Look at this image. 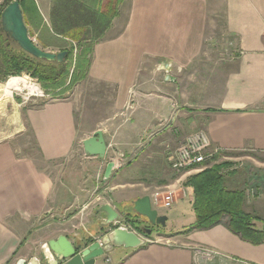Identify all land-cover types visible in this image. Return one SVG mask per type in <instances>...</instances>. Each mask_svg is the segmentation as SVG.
I'll list each match as a JSON object with an SVG mask.
<instances>
[{
    "label": "crops",
    "instance_id": "1",
    "mask_svg": "<svg viewBox=\"0 0 264 264\" xmlns=\"http://www.w3.org/2000/svg\"><path fill=\"white\" fill-rule=\"evenodd\" d=\"M33 1L37 33L56 38L53 0ZM215 31L232 39L238 54L216 55L208 42ZM52 47L44 49L58 53ZM76 88L24 117L19 109L0 113V264L42 259L43 246L60 236L83 249L118 224L128 227L120 205L148 197L162 212L155 191L181 182L169 156L183 132L197 129L221 152L255 155L257 172L246 190L252 195L242 208L264 220V0H123L92 43L86 78ZM96 131L106 144L103 158L83 148ZM27 132L31 147L22 149L19 137ZM109 162L115 168L106 182ZM182 191L187 200L175 195L174 207L191 209L192 188L175 190ZM104 206L118 214L116 226L105 225ZM172 238L105 256L108 264H193L192 249L203 247L219 254L203 264H264V244L233 235L227 217Z\"/></svg>",
    "mask_w": 264,
    "mask_h": 264
},
{
    "label": "rangeland",
    "instance_id": "2",
    "mask_svg": "<svg viewBox=\"0 0 264 264\" xmlns=\"http://www.w3.org/2000/svg\"><path fill=\"white\" fill-rule=\"evenodd\" d=\"M17 1L18 3L21 4L19 6H21L23 20L28 30V36L37 47L41 48V50L46 51V52H50V51H47L44 48H50L51 46H53L52 48H55L54 46H56L57 51L61 50V48H68L71 51L72 55L67 60L64 73H62L61 71L59 72V70L56 71L54 77L51 80L45 79L42 77H33L26 71H24L23 73L19 75H15V77H18V78H25L27 80H30L28 82L30 83L32 82V85L37 86L39 90V93H38L39 95L38 94L30 95L28 91L26 92V90H23L24 92L23 91H13L11 93V96L5 97V93H4L5 83L10 78H12V76L8 75L7 77H5V79L3 80L0 79V96L2 95L0 97V113H4L6 117L12 116L14 109H16V111L17 109L21 110L22 115L24 117L25 112L30 108L39 107L51 101L64 100V99L71 97L73 93L75 92V90L77 89L76 87L82 84V82L85 80V78L83 77H84V72L86 68V63L87 61H89V57H90L89 47H91V42L88 40L82 41V43H78L77 40L72 41L70 39H65V40L62 39V36L56 35L53 32L52 25H51V30L53 34L56 35V38L49 35L47 32L38 34L35 29V25H36L35 21L38 19L39 13H36L35 11L28 9L29 1L31 0H17ZM92 1H94L93 4L95 8H98L100 6V9L103 11L104 10L108 11V14L109 12L111 14L112 11H109L107 8L109 7V9H112L111 6H115L114 2H112L113 0H92ZM10 3H11V0H0V14H2L4 9ZM120 4L116 6L117 12H118V7L120 6ZM0 21H1V15H0ZM0 28H1V24H0ZM1 34L3 36H0V44L4 42H7V46H10L11 44H13V41L11 39L6 38L4 33L0 30V35ZM209 38L210 39L208 42L213 45V50L216 53V55L220 54V58H224V59L228 57L231 58V57H234L236 54H238L235 43L234 41H232V39L227 38L226 36H221L220 34L218 35L216 31ZM72 76L74 80L75 79L77 80V82H70ZM184 115L185 114H183V119L185 116L187 117V115L185 116ZM176 133L179 134L180 132L177 131ZM183 133L184 134L178 140V146L184 141V138L189 134V132L188 133L183 132ZM6 136H8V134H6ZM19 140L20 142L18 145H21V144L25 145L24 146L25 148L31 147L29 145L30 138L28 136V132L25 133L23 136L21 135V138L19 137ZM22 145H21V148L23 149ZM254 158H255V155L249 152H243V153L239 152V153H229V154H227V152H221L218 156L214 157L210 161L205 162L199 167H194L188 171L180 172L179 175H181V182L179 184L176 183L177 184L176 186H173L175 184L174 183L172 186H167L165 188L162 187L161 189L155 191V193L165 192L169 190H177L178 188L179 189L183 188V186L189 187V184L187 183L190 177L198 173H201L203 170L213 165H224L221 175H223L224 177L223 183H224L225 189L229 191H240V192L244 190L245 193L243 194V196L245 197L250 193L248 192L247 194L246 190L248 188L252 189V187L250 186V184L252 183V177L257 172L258 165L257 163L255 164V161H253ZM82 166L87 168V164L82 165L78 163V168ZM91 169L93 170V168ZM173 181H175V179H173ZM184 192L183 191L178 192L175 195L177 198H179V194H181V197H183L182 199L185 202L187 200L186 199L187 194H185L186 192L185 193ZM148 195L150 194H147V196ZM249 195L251 196L252 194L250 193ZM251 201L252 199L249 197L247 203H250ZM174 203H173V206L168 210L161 208L163 210L160 213L157 212L158 206L152 205L151 207L153 211L157 212L159 217H163L166 219L164 226L152 225L146 217L136 212L134 205L124 207V208L122 205H120L119 208L121 210L124 209L127 212L122 217L124 219V220L122 219L123 220L122 224L127 225L130 228L129 230L131 232L142 237L145 243L146 242H156V241L160 243H166V242H169L170 240L175 241V239L172 238L173 236L175 235L180 236V235H185L188 233L189 228H191L193 222L195 221V216H194L193 209L188 208L186 204L185 205L183 204L182 207L176 208L174 207ZM167 211H169V213H172V219H171V215L169 214L168 216L170 217V219H169L168 224L166 225ZM118 226L122 227L120 224H118ZM148 232H150V234H146ZM179 238L180 237H177V239ZM38 259L40 260L41 263H43V260L41 258H38ZM98 261L100 264L104 263L105 256H102L101 258H99ZM11 264H14V262H12Z\"/></svg>",
    "mask_w": 264,
    "mask_h": 264
},
{
    "label": "trees",
    "instance_id": "3",
    "mask_svg": "<svg viewBox=\"0 0 264 264\" xmlns=\"http://www.w3.org/2000/svg\"><path fill=\"white\" fill-rule=\"evenodd\" d=\"M122 1L113 0L115 6H111L112 9L107 8L112 11L108 14V11L101 10L100 6L95 8L94 1L86 3L81 0H53L50 19L53 32L62 36L64 40H77L78 43L90 41L91 53L92 43L109 27L117 15L116 6ZM28 9L38 13L33 0L29 1ZM60 52H67L62 63L48 62L28 55L14 42L10 46L4 42L0 44V79L3 80L8 75L15 77L26 71L33 77L51 80L56 71L64 73L67 60L72 55L68 48H61L58 53ZM88 67L89 61L86 63L83 78H86ZM70 82L77 80L72 76ZM223 167L224 165H213L190 177L187 184L193 191L192 209L195 221L188 233L192 230L209 229L218 224L223 217H227L228 230L233 235L251 245L264 244V226L261 230L255 227V223L264 225V220L243 211V192L225 189L224 177L221 175Z\"/></svg>",
    "mask_w": 264,
    "mask_h": 264
},
{
    "label": "water",
    "instance_id": "4",
    "mask_svg": "<svg viewBox=\"0 0 264 264\" xmlns=\"http://www.w3.org/2000/svg\"><path fill=\"white\" fill-rule=\"evenodd\" d=\"M0 30L7 34L10 39L17 44L19 49L35 59L48 62L62 63L67 52L51 53L41 50L28 36V30L23 20V15L17 0H11V3L1 14ZM168 80V77H167ZM83 148L87 155L103 158L106 154V144L103 133L96 131L90 138L83 142ZM115 164L109 162L106 165L103 179L107 181ZM138 214L146 217L152 225H165V218L159 217L156 211H153L149 204V198L139 199L135 205ZM101 211L106 215L105 225L116 226L119 223L118 214L109 206H104ZM150 234V232L146 233ZM144 239L131 232L126 227H115L106 233L100 243L95 241L85 246L83 249L74 247L67 238L60 236L55 241H50L43 246V263L36 257L28 261L19 259L16 264H95L102 256L107 255L117 248L126 250L137 249L144 245Z\"/></svg>",
    "mask_w": 264,
    "mask_h": 264
},
{
    "label": "built area",
    "instance_id": "5",
    "mask_svg": "<svg viewBox=\"0 0 264 264\" xmlns=\"http://www.w3.org/2000/svg\"><path fill=\"white\" fill-rule=\"evenodd\" d=\"M220 153L221 150L212 146L205 132L197 130L189 133L184 138V141L171 152L169 164L174 172L180 173L194 167H199ZM175 194V190L155 193L153 195V203L157 205L160 203V208L168 210L173 206ZM97 241L100 243V239ZM192 250L193 264L212 262L219 256L214 250L203 247H195ZM109 262L110 259L105 256V263L108 264Z\"/></svg>",
    "mask_w": 264,
    "mask_h": 264
},
{
    "label": "bare ground",
    "instance_id": "6",
    "mask_svg": "<svg viewBox=\"0 0 264 264\" xmlns=\"http://www.w3.org/2000/svg\"><path fill=\"white\" fill-rule=\"evenodd\" d=\"M28 81H30V80H27L25 78H18V77L10 78L5 83V89H4L5 97L6 96H11V93L13 91H23V90H26V92L28 91L30 95H33V94L37 95L39 93V90H38L37 86L32 85V82L30 83Z\"/></svg>",
    "mask_w": 264,
    "mask_h": 264
},
{
    "label": "flooded vegetation",
    "instance_id": "7",
    "mask_svg": "<svg viewBox=\"0 0 264 264\" xmlns=\"http://www.w3.org/2000/svg\"><path fill=\"white\" fill-rule=\"evenodd\" d=\"M4 35H5L6 38L10 39L9 36H7L5 33H4Z\"/></svg>",
    "mask_w": 264,
    "mask_h": 264
}]
</instances>
